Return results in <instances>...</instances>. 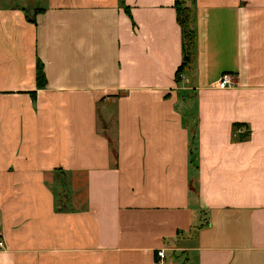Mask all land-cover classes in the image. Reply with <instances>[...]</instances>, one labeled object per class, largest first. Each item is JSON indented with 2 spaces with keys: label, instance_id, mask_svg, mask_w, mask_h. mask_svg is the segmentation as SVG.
<instances>
[{
  "label": "crops",
  "instance_id": "0c3cea01",
  "mask_svg": "<svg viewBox=\"0 0 264 264\" xmlns=\"http://www.w3.org/2000/svg\"><path fill=\"white\" fill-rule=\"evenodd\" d=\"M182 2L175 81L174 0H0V264H264V0Z\"/></svg>",
  "mask_w": 264,
  "mask_h": 264
},
{
  "label": "trees",
  "instance_id": "16d2710c",
  "mask_svg": "<svg viewBox=\"0 0 264 264\" xmlns=\"http://www.w3.org/2000/svg\"><path fill=\"white\" fill-rule=\"evenodd\" d=\"M174 8L176 14V23L181 32V51L183 52L182 63L177 67L175 71V81H178L180 71L182 70L184 63L187 60V54L194 44L195 35L190 29V16L191 11L189 8L183 5L182 0H174ZM34 82L35 88L41 89L45 85V78L43 75L42 65L39 61H36L34 66ZM33 98V93L30 94ZM244 127L243 125H233V129ZM241 135L238 136V140H244L247 137V132L242 131Z\"/></svg>",
  "mask_w": 264,
  "mask_h": 264
},
{
  "label": "built area",
  "instance_id": "2783aa9c",
  "mask_svg": "<svg viewBox=\"0 0 264 264\" xmlns=\"http://www.w3.org/2000/svg\"><path fill=\"white\" fill-rule=\"evenodd\" d=\"M231 78L227 73H223L219 76L218 80L215 83V87L217 89H225L228 88L231 83ZM233 133H242L240 129L235 130ZM0 247H1V242H0ZM172 249H158L155 251V264H164L166 253L171 252Z\"/></svg>",
  "mask_w": 264,
  "mask_h": 264
},
{
  "label": "rangeland",
  "instance_id": "374dc122",
  "mask_svg": "<svg viewBox=\"0 0 264 264\" xmlns=\"http://www.w3.org/2000/svg\"><path fill=\"white\" fill-rule=\"evenodd\" d=\"M178 79H179V77H178ZM64 189H67V187H64ZM170 256H171V258L173 257L174 259L178 258L176 252H172Z\"/></svg>",
  "mask_w": 264,
  "mask_h": 264
}]
</instances>
